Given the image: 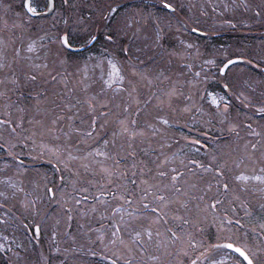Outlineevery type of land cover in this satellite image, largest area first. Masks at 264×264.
<instances>
[{"label":"snow or ice","instance_id":"obj_1","mask_svg":"<svg viewBox=\"0 0 264 264\" xmlns=\"http://www.w3.org/2000/svg\"><path fill=\"white\" fill-rule=\"evenodd\" d=\"M158 3L170 13L183 7L176 0H158ZM209 6L213 11L217 10L214 2ZM78 7L75 0H63L64 28L51 31L45 26L26 44L9 46L0 41V104L8 109L3 113L8 118L0 119V140L7 145L15 136L18 144L26 146V141L30 137L35 139L37 134L54 137L50 144H41V152L47 148L56 162L54 170L59 172V166H63L74 176V190L79 186L75 196L62 194L68 201H73V204L65 203L67 221L74 218L73 207L78 208L80 218H87L80 227L87 228L89 234L98 233L102 242L108 240L113 247L118 244L121 255L126 257L123 264H145V257L148 261H157L161 258V249L170 248L169 242L181 241L183 233L178 235L172 227L163 228L169 223V213H172V219L182 220L185 225L190 222L199 225L197 233L213 226L216 219L220 220L221 228L225 220L231 219L227 213L223 217L218 216L217 209L222 203L227 202L233 211L242 207L247 215L248 205L241 197L248 188V182L258 181L264 185V128L257 132L251 123L244 125L250 130L248 135L258 142L245 139L243 145L237 143L242 125L229 118L227 92L230 85L223 81L226 68L234 60H227L218 69L221 73L218 83L223 93L208 91L204 83L209 77L205 75L204 83L199 79L202 69L192 73L191 62H185L180 71L173 67L172 57L181 53L174 49L164 52L163 27L159 23L163 18L155 17L152 24L144 29L151 37L144 48L156 49L160 55L143 53L144 58L139 63L125 64L123 57L117 59L105 49L96 55L89 52L81 60L70 61L66 56V52L73 48L69 42V27L80 33L79 39L83 43L77 48L81 50L97 39L92 25L84 23L83 16L71 11ZM224 7L227 10L229 5ZM246 7L252 8L256 15H264V0L261 6ZM0 8L11 11L12 6L0 0ZM21 9L24 17L31 20L55 15L56 3L55 0H46V4L40 0H22ZM117 10L115 2L101 4V22L113 17ZM200 14L204 15V5H201ZM138 18V12L126 13L116 29L120 36L128 37L129 43L132 36L141 31ZM101 26L102 23L97 25L98 28ZM191 31L202 34L198 24ZM105 32V40L114 42L116 37L113 33L107 28ZM186 48L192 49L193 45L186 44ZM129 51L125 46L123 52L127 54ZM136 52L139 53L140 49L137 48ZM164 56H167V62ZM241 58L235 57L236 60ZM212 63L211 59L203 61L204 65ZM184 72L192 74V77H184L183 83L190 89L200 85L197 89L199 95L207 98L209 111L215 108V115L222 117L218 121L220 131L229 138L228 143H221L219 138L212 137L219 145L215 148H209L206 139H195L187 145L189 148L193 145L204 147L206 160L189 159L176 148L169 135L168 129L177 122L175 97L180 96L187 101L182 111L188 112L193 107L197 112L203 111L191 103V94L184 97L183 92L177 90L176 85L181 81L175 77L183 76ZM236 99L239 100L240 96ZM257 112L264 115V106ZM13 115L17 116L15 120L11 119ZM25 122L27 129L22 127ZM25 131H28L27 136L23 135ZM6 135L8 139H4ZM202 136L207 138L208 133L204 132ZM3 147L0 145V149ZM196 150L199 151L198 148ZM22 155V152L14 155L6 150V156L0 157V251L12 252V248L5 244L10 240L15 248L21 247L9 232L23 230L32 239H38L41 226L48 227L40 211V202L45 195L50 199L57 196L56 187L49 186L51 181L43 185V191L39 185L25 191L34 182L27 178L26 169L21 167ZM245 160L253 165L259 162V174H245L241 169ZM13 167L25 177L23 181L7 174ZM63 179L61 176L60 180ZM89 187L94 189L95 195L81 197ZM258 190L264 191V187ZM82 199L85 203L91 200L92 206L89 209L80 207ZM261 207L264 208V204ZM93 216L98 219L93 220ZM97 223H100L99 227H87ZM235 224L239 225L240 220L236 219ZM105 226L111 239L105 234ZM61 227L59 219L51 225L53 242ZM33 231L35 236H32ZM191 235L188 233L189 237ZM192 243L195 244V239ZM225 247L238 253L246 264H264V255L248 251L247 246L227 243ZM50 251L55 253L58 248ZM13 255L15 264H31L27 254L17 252ZM104 258L111 259L109 256ZM117 259H111V264H117ZM212 264L218 262L213 260Z\"/></svg>","mask_w":264,"mask_h":264},{"label":"trees","instance_id":"obj_2","mask_svg":"<svg viewBox=\"0 0 264 264\" xmlns=\"http://www.w3.org/2000/svg\"><path fill=\"white\" fill-rule=\"evenodd\" d=\"M7 0H4L6 2ZM92 2L96 6H100L101 4H107L109 0H82L80 1V7L74 9V13L77 16L84 17V23L91 24L94 30V34L97 36V39L90 45H86L84 49H75L69 50L66 52V56L70 59V61H76L82 58L89 49H102L103 52L105 49L108 50L109 54L115 55L118 59L123 57L125 64H137L141 59H143V53H147L151 55L153 52H156L157 55L161 53L158 52L156 49H145V43L151 39L148 35V32L145 31V28H148L149 25L152 24L153 18L160 17V12L165 13L166 15L171 16V19L176 22V25L180 24L179 21L184 23V26L187 30V36L181 33V31L173 30L175 24L171 26V20L162 19L159 21L163 27V49L164 52H167L169 49H177L181 48V42L177 39L179 36L186 37L187 40L194 39L197 41L202 42L201 44L198 43L199 47H204V53L209 57L210 55H214L217 50L221 53V51H238L246 57H242L243 61L230 65L225 73L223 74V81L229 83L230 89L227 92V102L229 103L228 115L229 118L232 119L234 122L241 123V129L239 130L240 140L237 142L240 145H243L245 139L249 140L252 143L258 142L256 139H253L248 135L249 129L243 127L249 123L252 124V128L255 129L257 132H260L262 128H264V115H260L257 112V107L264 106V15H256V12L252 10V8L246 7V5H253V6H261L262 0H176L177 3L182 4L183 7H178L174 13H170L167 10L163 9L158 0H150L153 2L149 4L147 0H110V3H117L118 10L117 13L103 22H101L100 15H96L95 17H91V13L96 14L92 8L88 9L85 4ZM133 1L134 6H130L129 2ZM144 1L146 3H144ZM171 2V0H169ZM215 3L217 5V10L213 11L210 10L209 6L211 3ZM41 3H45V0H41ZM200 4L204 5V12L207 10L209 13H213L214 15H209L207 12L204 15H201L200 11ZM227 4L229 7L225 10L224 5ZM135 8L137 10H135ZM22 11V9H21ZM102 11L99 12V14ZM138 12V25L141 28V31L132 36L131 43H129V39L126 36H120L116 29L120 26L123 21L124 15L127 13L128 15H132L133 13ZM103 13V12H102ZM101 13V14H102ZM150 14V16L148 15ZM206 14V15H205ZM158 15V16H157ZM103 16V15H102ZM148 16V19L145 17ZM213 16V17H212ZM40 19L37 23L33 25L35 27H29L26 30V38H33L39 29L44 28L47 26L46 30L50 29L51 31L60 29V24H53V22L47 20V16H41L38 18H33L31 20ZM102 23L103 26L97 27L98 24ZM199 25L201 33H194L191 31L193 27ZM105 28L108 31L112 32L114 37H116L114 42H108L105 40ZM2 32V31H1ZM1 34V33H0ZM80 33L77 31H69V42L72 45L77 46L80 43H83V40L79 39ZM131 35V34H130ZM19 36V35H18ZM19 37H16V40ZM12 41V40H11ZM15 42L12 43V45ZM22 44V43H21ZM125 46H128L130 51L125 54L123 49ZM139 48L140 52H136V49ZM187 53L191 52V49L186 50ZM78 57V59H74ZM215 58L218 59L216 56ZM167 56H164L165 62H167ZM216 59V60H217ZM220 61L219 65H221L223 60L218 59ZM248 61H252L249 63ZM199 64H193V71L197 70L200 67H204L205 65L202 64V59H198ZM172 65L180 71L184 68V65H179L176 56L172 57ZM240 67L245 69L248 73H240V74H232V67ZM205 68V67H204ZM69 71H75V69H69ZM90 71V70H89ZM210 69L208 68L207 71H203L199 79L201 83H204L205 75H209ZM174 75V74H173ZM192 74L188 72H184V77H190ZM216 75L221 77V74L217 71ZM215 75V76H216ZM209 77V76H208ZM178 79V77H175ZM190 79V78H189ZM200 87V85H198ZM204 86L207 89H211L213 91H220L223 93V89L221 85L218 83V80H211L210 78L204 83ZM24 90V89H22ZM179 90V88H178ZM145 93H147V89L145 88ZM237 91H240L243 95L248 97L250 100L248 103L243 102L242 100L236 99ZM191 94V103L195 104L196 107L203 108L202 112H197L196 108H191L188 112L179 113L181 105L184 103L183 97H175L174 102H176V107L178 109L177 115L175 117L176 123L175 126H172L168 129L169 135L172 138V141L175 143L177 149L181 151L184 155H187L189 159H197V160H206L205 157V148L202 146L193 145L191 148L187 147V145L195 139H206V143L209 148L219 147L216 144L212 137H217L220 139L221 143H228L229 138L225 137L223 133L220 131L221 125L218 123L219 120L222 119L220 116L215 115V108H212L209 111L207 105V100L205 97H201L198 91L193 90L189 93ZM184 97L188 95L183 93ZM238 95V94H237ZM187 102V101H186ZM2 105V104H0ZM247 105V107H245ZM5 109L4 112L8 111ZM2 111L0 112V119H3ZM8 118V117H7ZM27 121V117H26ZM79 125V121L76 122ZM179 127V128H178ZM226 129V125H224ZM28 128V124L26 122V129ZM66 128V124H65ZM19 132V130H17ZM207 132V138L202 136V133ZM183 133L186 135L188 139L182 140V146H179L178 141L180 140V134ZM28 135V131H26V136ZM7 137V136H5ZM4 137V139H6ZM31 138V137H30ZM37 138V137H36ZM29 141V142H28ZM31 139L26 141V146H23V154L25 157L22 156L21 159L23 160L22 168H25L28 173V179L34 183H32L26 191H30L31 188L36 187L37 185L40 186V190L43 191V185L47 181H51L49 186H55L57 189V196L55 199H50L47 195L44 196L43 200L40 202L39 207H41L40 211L44 214L45 220H51L50 216L53 215L54 212L59 213V220L61 221V229L59 232L65 230L64 228L65 223L67 222L66 214H68L67 209H62V206L67 202L68 204H73V201H68L67 196L62 195L67 193V195L75 196V192L79 190V186L73 185L74 176L72 172H69L65 169L67 174L66 182L60 180V177L63 176L62 166L60 167V171L56 172L53 168L55 165V160H53L48 153L41 152V143L39 142V150L34 151L35 147L30 143ZM28 142V144H27ZM45 144V143H44ZM0 145H4L2 149H0V157L6 156V150L11 151L8 145L4 144V140H0ZM16 150H21L19 146L14 147ZM199 149L197 151L196 149ZM47 151V150H43ZM13 152V151H12ZM14 154V152H13ZM19 154V153H18ZM16 155V154H14ZM258 157V155H256ZM247 161V160H245ZM256 169H251L256 173L258 172V166H260L259 162H257ZM244 166L241 169H243ZM13 170H17L15 167L11 168V172ZM9 171V172H10ZM18 171V170H17ZM8 174V173H7ZM10 175V173L8 174ZM255 185V188L253 187ZM262 185L258 182H248V188L244 192V195L241 197L248 205V209L252 210L257 216L262 217L264 216V208L261 207V204H264V191H260ZM92 191V188L89 187L88 191L84 194L81 193V197L86 196V194ZM94 191V189H93ZM93 195L89 196H94ZM83 200V199H82ZM71 202V203H69ZM45 203V204H44ZM64 203V204H63ZM89 203V201L87 202ZM224 204V207H222ZM60 205V206H58ZM88 209L86 203H81L80 207ZM92 204L89 205L91 207ZM114 206V205H113ZM228 208V209H227ZM231 206L225 202L222 203L217 212L224 210L225 213L230 215ZM43 210V211H42ZM241 210H245L240 207L236 210L239 214H241ZM15 211V210H14ZM179 214V213H176ZM254 215V214H250ZM254 215V216H256ZM73 226L72 224L67 228V233L65 236L70 235L72 238V242H69L68 238L64 237V245L59 248L57 252L54 254L51 253V248L53 247V243L51 242L49 246L43 244L42 235H40L39 239H32L26 232L23 230L14 233V238H17L21 248L17 249L14 248V253H21V255L27 254L29 260L31 261L34 259L40 264L47 261V264H56V261H60L61 264H69V261L72 260V264H86V262L91 261L96 263L98 261L94 260L93 258H88L86 255L88 253V249L97 247V243L94 241L90 242L92 236L95 235V232L89 234L87 232V228H81L80 224L85 223L87 218L81 219L79 216V209L73 213ZM253 216V217H254ZM31 218V217H30ZM93 220H97L98 217L93 216ZM169 223L164 225L163 228L172 227L174 231L178 233L181 230L189 228L190 230H196L199 225L192 224L191 222L185 226L181 221H176L172 219V213H169L167 216ZM44 220V221H45ZM258 220V219H257ZM219 221V219H218ZM256 222V220H255ZM235 223V222H234ZM93 225L95 224H88L87 227L95 228ZM163 228L161 231H163ZM58 232V235H59ZM197 232V231H196ZM45 233V231H44ZM109 231L107 230L106 226V234L108 235ZM262 233V232H261ZM46 234V233H45ZM202 237H209L212 239L214 236V230L212 226H208L204 229L202 233H199ZM32 236H35L32 232ZM47 236V234H46ZM248 239L256 238L257 240L260 239L258 236L255 237L254 235L250 236L249 233L246 235ZM209 239V243L213 241ZM253 240V239H252ZM89 241V242H88ZM263 241V240H262ZM16 242V239H15ZM27 244L31 246H27ZM70 244V247H69ZM73 244V246L71 245ZM170 250L161 249V258L164 256L162 262H149L147 263V257H145V264H166L165 260L171 254V251L176 248V245L170 244ZM67 252L65 250L66 247ZM74 247L75 250L72 248ZM26 248V251L29 253H22V250ZM49 249V251H48ZM91 249V250H92ZM73 250V251H72ZM164 250V251H163ZM77 251V252H76ZM33 255H32V254ZM85 255H84V254ZM152 252L151 254H153ZM170 253V254H169ZM9 253H1L0 251V264H7L9 261L12 264H15L16 257L15 255ZM165 254V255H164ZM174 254V252H173ZM168 255V256H167ZM77 257L80 258V261L77 260ZM6 258V259H5ZM184 256L181 257L183 259ZM89 259V260H88ZM98 264H111V262H99Z\"/></svg>","mask_w":264,"mask_h":264},{"label":"rangeland","instance_id":"obj_3","mask_svg":"<svg viewBox=\"0 0 264 264\" xmlns=\"http://www.w3.org/2000/svg\"><path fill=\"white\" fill-rule=\"evenodd\" d=\"M80 1H82V0H75V3L79 7H80ZM147 1L149 2V4L153 3V2H150V0H147ZM40 2H41V0H40ZM5 3H9L12 6V8H11V11H7L3 8H0V33H1L0 34V41L6 42L9 46H11L13 42H15V44H21V43L26 44L28 39H29V38H26L27 28L35 27L33 24L40 21V19L27 20L24 17V15L22 14V11H21L22 0H7ZM55 3H56V10H55L56 14L55 15H48L47 20L53 22V24L59 23L60 28H64L65 27V17H64L63 11H62L63 0H55ZM108 3H110V0L108 1ZM144 3H146V2L144 1ZM129 4H130V6H134L133 1H130ZM201 5L202 4H200V6ZM85 6L88 9L92 8L93 11L96 12V14L91 13L90 18L95 17L96 15H100V17H102L103 13L101 12L102 14L101 13L99 14L100 6H96L95 4H93L90 1H89V3L85 4ZM209 8H210V10H213L210 6H209ZM74 9L75 8H73L71 11L74 12ZM38 10H42V9L38 8ZM135 10H137V9L135 8ZM200 11H201V7H200ZM205 12H207L209 15L215 16V14L209 13L207 10ZM160 17L165 19V21H167V19H170L172 21L171 26L173 24H175L174 28H172L173 30H175V31L178 30V31H181V33H183L184 35H186V36L188 35L187 30H186L183 22L179 21L178 23H180V24L176 25V22L171 19V16L166 15L165 13H162V12H160ZM163 19H162V21H163ZM82 26L83 25H81V27ZM53 31H55V30H53ZM69 31L74 32V30L71 27H69ZM16 37H19V39L16 40ZM177 39H179L181 44H182L181 48L177 49V52L181 53V55L176 56V58L178 60V64L184 65L185 62H191L194 64H199V62H198L199 58H201L202 61L211 59L213 61L212 64L205 65L204 66L205 68L202 66V67L197 69V70L202 69V71H201V73H202L203 71H207L209 68L210 73L208 76L211 80H216V79L218 81L220 80V77H218L216 75V73L219 69V66H220L219 65L220 61H218V59L224 60L223 58L227 59V58L236 57V56L246 57V55H244L238 51H231L228 53H226L227 51H221V53H220L219 50H217L214 55H210L208 57L204 53V47H199V45H198V43L201 44L202 42L194 40V39L187 40V38L183 37V36H179ZM186 44H192L193 45V48L191 49V52H189V53H187V51H186L187 50ZM101 50L102 49H98V48L97 49L96 48L89 49V50H87L86 54L84 56H82V58H80L79 60L87 57L89 52H92L93 55H96L97 53H101L102 52ZM216 56L218 57V59L215 58ZM74 59L76 60V59H78V57H76ZM201 65H204L203 62ZM89 70H90L89 72L92 71L91 68H89ZM197 70H195V71H197ZM195 71H193V73H195ZM244 72L248 73L245 69H242V66L232 67V74L238 75V74L244 73ZM183 76L178 77V79L181 81V83L177 84L176 87H177V90L179 88L178 91L186 93L189 96L190 92H192L193 90L197 91V89H199L200 87L198 85H194V86H191V89H190L189 85L183 83V80H184ZM191 77H192V75L189 78L191 79ZM96 90L98 91V88ZM208 91H213V90L208 89ZM213 92H220V91H213ZM198 93H199V91H198ZM237 94H236V96H240V100H242L245 103L249 102L250 99L248 97H246L245 95H243L240 91H237ZM205 99L207 100L206 97H205ZM185 103H187V102L184 101V103L180 107V110H179L180 114L184 112V111H182V109H183ZM3 108H4L3 105H0V112L2 111V115H3L4 110H5ZM258 108H259V106L256 109H258ZM3 117L7 118L5 116H3ZM16 118H17L16 115H13L11 117V119H13V120H15ZM25 121H26V117H25ZM173 126H175V124H173ZM22 127L26 129V122L24 125H22ZM66 128H67V124H66ZM23 135L26 136V131L23 133ZM36 137H35V139L29 138V139H31V141H30L31 145H34V147H35L34 151H38L40 149L39 148V146H40L39 142H44L45 144H50L54 139L53 136H50L47 134H45L43 137H41L39 134H37ZM185 137H186V135L181 133L180 134V140L176 144H178L179 146H182L181 145L182 140H184ZM5 138L8 139V137H5ZM28 142H27V144H28ZM7 145L10 147L11 151L14 152V154H18V153L23 152V146L24 145L18 144L17 138L15 136L11 140L8 141ZM16 146H19L21 148V150H19V149L16 150L14 148ZM45 150H47V148H45ZM42 153H48V151H43ZM256 155H258V157H259L260 153L257 152ZM22 156L25 157V154H23ZM257 165H258L257 162L255 163V165H253V163H251L250 161L247 160L242 164V167L244 166V168L242 170L245 171V174L256 175V174H259L260 166H258V170H257L258 172H256V173H251V172H254L251 169L253 168V166L256 169ZM62 170H63V177H64L63 180L66 182L67 174H66L63 166H62ZM12 172H13V174H10V176L19 177L22 179L23 175L21 172H19L17 170H13ZM254 182H258V181H254ZM258 183H260V182H258ZM72 186H74V185H72ZM262 187H264V185H262ZM25 191H26V189H25ZM94 192L95 191H93V188H92V191H89L86 194V196L93 195ZM69 203H71V202H69ZM81 203H85V202L83 200H81ZM90 204H92L91 200H89V203H86V206L88 207V209L90 208L89 207ZM58 206H60V205H58ZM81 207H84V205ZM222 207H224V204ZM40 209H41V207H40ZM62 209H65V204L62 206ZM74 211L76 213V211H77L76 207H73V213H74ZM246 211H247V215L244 214L245 210H241V214H239L237 211H233V209L231 208L230 215L227 214V216L231 217V219L225 220L223 222L222 228L220 227V223H221L220 220L219 221H218V219L214 220L213 226H212V229L214 230V236H212V239L209 237H202L199 233L196 232V230L195 231L190 230L189 228L183 229L179 233L177 232L178 235H180L181 233H183L184 235H183L181 241H178L177 243L173 244V245H176V248L171 251V254L167 258V260H165V263L166 264H192V262H195V264H212V261L214 260V261H217L218 264H243L232 252L230 253V252L226 251L225 249H220V248L210 249L209 248L210 243L208 242L209 239H211L213 242L229 241V242L237 244L241 247L247 246L248 251L254 252L257 255H264V226H262V225H264V216L259 217L255 214L256 212L254 213L252 210H250L248 208ZM217 214H218V216L223 217L225 215V212H224V210H221L220 212H217ZM250 214H254L256 216L253 215L254 216L253 217ZM50 218H51V220H49V221L45 220L44 221L45 224L48 225L47 228H45L43 225L41 226L40 232H41V234L43 233V235H42L43 240L42 241H43V244H46L47 246H49V244L52 242L53 247H56L59 250L61 245L62 246L64 245V237L68 238L69 242H72V240H71L72 237L70 235L65 236L68 233H67V231L65 232V230H63V231L59 232V235H57L56 240L53 242V240L51 239V225L54 223V221L56 219H59V213L54 212L53 215L50 216ZM236 219L240 220L239 225H236L234 223ZM255 220H256V222H255ZM100 223H103V221H100ZM100 223H97L93 226L95 228L99 227ZM71 224L73 226L72 221H67L65 223L64 228H66V229L69 228V226ZM185 226H187V225H185ZM105 229H106V226H105ZM44 231L47 234V236L44 233ZM188 233L192 234L191 237L188 236ZM248 233L250 236H252V235H254L255 237L258 236L260 239H258V240L256 238H252L253 240L248 239L246 236ZM105 234H106V231H105ZM107 236L109 237V239H111L110 231H109ZM15 239H16L15 243L19 244L17 238H15ZM193 239H195L194 245L192 243ZM91 241H93V243L95 241L97 243V247H94L93 249L91 248L92 250L90 248L88 249V253L86 254L88 256V258H93L94 260H97L98 262H103V261L107 262V261H111V259H117L118 258L117 263L123 262L124 259L126 258V257L121 255L120 246L118 244L115 247H113V245L110 244L108 242V240H104L102 242L99 239L98 233H95V235L92 236V238L90 239V242ZM169 243L171 244V242H169ZM71 245L73 246V244H71ZM27 246H31V245L27 244ZM69 247H70V244H69ZM69 247L65 248L66 252H67V249H69ZM49 248H50V246H49ZM72 248L75 250L74 247H72ZM206 249H208V252H206V254H204ZM167 250L169 251L170 249H167ZM48 251H49V249H48ZM173 252H174V254H173ZM1 253L5 254L6 252H1ZM22 253H29V252H27L26 248H24L22 250ZM51 253L54 254L53 252H51ZM153 254H156V253L154 252ZM105 256H109V257H111V259H105L104 258ZM182 256H184L183 259H181ZM163 258H164V256L162 258H160V262H162ZM77 260L80 261V258L77 257ZM88 262H86V264ZM149 262H152V261L147 260V263H149ZM154 262H159V260L154 261ZM7 264H12V262L9 261ZM31 264H39L34 259V256H33V259L31 260ZM40 264H43V263H40ZM56 264H61V262L56 261ZM69 264H72V260L69 261Z\"/></svg>","mask_w":264,"mask_h":264},{"label":"flooded vegetation","instance_id":"obj_4","mask_svg":"<svg viewBox=\"0 0 264 264\" xmlns=\"http://www.w3.org/2000/svg\"><path fill=\"white\" fill-rule=\"evenodd\" d=\"M9 173H10V174H13V172H11V171L8 172V174H9ZM24 178H25L24 176L22 177V179L20 178L21 181H23ZM13 210H14V209H13ZM8 234L13 238V240L15 239V238H14V233H13V232H9ZM5 244H6V247H8L9 244H10V247L12 248V252H6V251H1V252H6V253H10V254H12V253L14 252V248H15V247L13 246L12 240H10V241H8V242H5Z\"/></svg>","mask_w":264,"mask_h":264},{"label":"water","instance_id":"obj_5","mask_svg":"<svg viewBox=\"0 0 264 264\" xmlns=\"http://www.w3.org/2000/svg\"><path fill=\"white\" fill-rule=\"evenodd\" d=\"M76 49V47H73L72 48V50H75ZM228 60H234V62H237V61H241V59H239V60H236L235 58H231V59H228ZM226 63V61L222 64V66L224 65ZM227 243H225L224 244V246L226 245ZM227 248V247H226ZM231 250H233V249H231ZM234 251V250H233ZM235 252V251H234ZM238 254V253H237ZM239 255V254H238ZM242 258V257H241ZM243 259V258H242ZM246 263V262H245Z\"/></svg>","mask_w":264,"mask_h":264}]
</instances>
